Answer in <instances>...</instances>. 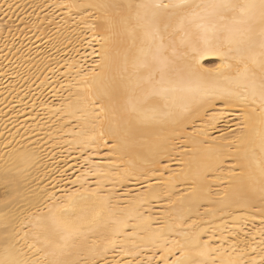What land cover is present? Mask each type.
<instances>
[{
	"label": "snow or ice",
	"instance_id": "snow-or-ice-1",
	"mask_svg": "<svg viewBox=\"0 0 264 264\" xmlns=\"http://www.w3.org/2000/svg\"><path fill=\"white\" fill-rule=\"evenodd\" d=\"M49 7L53 6L46 0H0V31L7 28V35L15 37L23 35L29 23L39 29L40 12ZM55 7L68 8L66 15L73 25L93 32L96 42L102 27L105 44L112 45L103 56L115 74L92 100L94 110L99 109L95 119L100 126L98 132L94 126L85 140L75 141L83 145L81 155L90 146L107 149L108 163L93 165L107 171L93 174L107 176L116 158L121 163L115 167L123 165L116 181L141 175L152 181L141 193L140 206L163 199L169 211L144 218L159 225L149 235H139L140 225L133 224L122 240L127 219L125 227L103 221L110 197L94 202L90 215L82 214L76 220L37 217L33 224L29 217L21 219L14 205L26 199L22 182L34 154L11 152L12 166L6 160L0 167V264H217L213 254L221 250L210 247L208 241L201 243L205 229L198 217L215 216L232 207L254 209L264 225V0H147L136 4L86 0ZM29 8L33 11L28 12ZM34 13L37 20H33ZM192 29L203 47L189 44L192 63L177 66L168 56L170 48L173 56L176 51L172 37L177 32L190 36ZM181 43L189 42L182 38ZM204 56L217 57L220 62L213 68H201ZM217 104L223 105L219 115L214 111ZM229 109H239L243 118L237 124L239 136L203 151L186 147L191 136L184 135L183 129L190 118L222 121ZM181 139L183 143L178 142ZM10 146L9 142L6 147ZM190 152L191 158L184 160ZM165 156L169 160L181 157L179 171L162 163ZM229 156L235 163L226 174L228 187L221 197L212 199L213 183H223L217 173L223 175ZM84 161L88 163L89 157L84 156ZM164 169L169 170L167 179H157ZM204 201L211 206L201 214ZM28 225L31 228L25 230ZM97 232L102 239H92ZM258 233V242L253 235L235 258L221 264H264V227ZM138 235L139 240L134 238ZM169 235L174 238L169 240ZM239 244H233V251ZM147 245L152 246V255L145 259L142 251Z\"/></svg>",
	"mask_w": 264,
	"mask_h": 264
},
{
	"label": "bare ground",
	"instance_id": "bare-ground-1",
	"mask_svg": "<svg viewBox=\"0 0 264 264\" xmlns=\"http://www.w3.org/2000/svg\"><path fill=\"white\" fill-rule=\"evenodd\" d=\"M19 2L23 3L24 0ZM46 2L53 7L42 12L36 10L40 12L37 21L39 29L29 23L28 30L23 35L17 34L15 37L7 35V28L0 31V167L5 165L6 160L9 166H12L14 161L9 159L11 152L34 154L32 166L24 173L26 180L22 182L26 186V199L14 205L17 214L21 219L29 217L33 224L37 222V217L50 220L52 216L58 218L64 216L76 220L82 214L90 215L94 210L92 208L94 202L99 203L102 198L110 197L103 221L110 226L119 224L125 227L123 222L127 219L126 230L120 237L121 240L131 232L133 224L140 225L139 235L147 236L159 225L149 224L144 218L149 215L153 218L160 217L169 211L167 202L163 199L140 206V200L143 199L141 193L152 181L142 175L116 181V173L123 171V165L120 168L115 167L121 163L116 158H113V171L107 176L93 174L107 171L106 168L93 167L94 164L108 163L105 160L107 149L90 146L81 155L83 145L75 142L85 140L91 135L94 126L97 132L99 130L100 121L95 119L99 109L94 110L92 100L109 84L115 74L103 56L105 48L112 45L105 44L103 37L106 33L102 27L98 28L99 42H96L92 39L93 32L83 31L80 26L73 25L72 18L66 15L69 12L68 8L55 7L86 0ZM121 2L136 4L147 0ZM191 2L199 3L202 0ZM32 11L31 8L28 9V12ZM0 17H3L2 11ZM33 20H37L35 13ZM2 22L0 20V23ZM119 38L116 37L117 40ZM182 38L189 43L182 44ZM172 40L176 51L173 56L170 48L168 56L177 66L192 63L193 55L189 44L203 47L194 29L191 30L190 36L177 32ZM219 62L217 57L204 56L200 60V66L205 69L213 68ZM86 76L88 79H84ZM33 101L36 102L35 106ZM222 107L221 104L216 105L214 111L217 115L220 114L218 110ZM223 116L227 118L212 122H208L207 117L190 118L183 129L184 135L191 136V142L186 147L193 151L197 149L203 151L210 146L226 144L239 136L241 133L237 129V124L243 122L240 110L229 109ZM201 140L208 143L200 144ZM9 142L11 146L6 147ZM178 142L183 143V139ZM179 151L181 150H176ZM191 155L190 152L183 159L188 160ZM84 156L89 157L88 163H85ZM179 159L181 157L177 156L176 160H169L165 156L162 163L176 172L180 168L177 163ZM234 163L230 156L226 158L223 175L217 173L223 183L214 181L212 199H218L224 194L225 188L228 187L226 174ZM168 169H164L163 176H157V179L166 180L169 176ZM177 188L183 189V185L177 184ZM93 192L96 193L95 196L92 195ZM203 203L201 214L211 206L208 201ZM73 211L75 215L72 214ZM236 217L240 219H235ZM198 218L202 221L201 227L205 229L201 233V243L208 241L210 247L221 250L213 254L217 264L227 261L230 257L235 258L244 247V242L252 241L253 235L258 242L261 239L258 230L264 227L260 214L254 209L232 207L223 213L217 212L215 216L202 215ZM30 228L31 225H28L25 230ZM139 235L134 238L139 240ZM173 238L168 236L169 240ZM92 239H102L100 232ZM236 241H240V244L233 251V244ZM151 255L152 246H145L142 257L146 259ZM108 258H112L111 253Z\"/></svg>",
	"mask_w": 264,
	"mask_h": 264
}]
</instances>
